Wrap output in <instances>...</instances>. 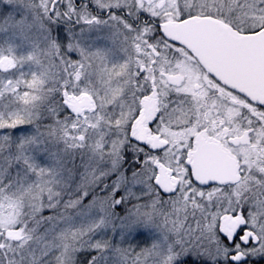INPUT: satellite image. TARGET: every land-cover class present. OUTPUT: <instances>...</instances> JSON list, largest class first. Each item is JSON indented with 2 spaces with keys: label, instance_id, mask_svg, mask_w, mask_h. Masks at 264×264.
I'll return each instance as SVG.
<instances>
[{
  "label": "snow or ice",
  "instance_id": "obj_1",
  "mask_svg": "<svg viewBox=\"0 0 264 264\" xmlns=\"http://www.w3.org/2000/svg\"><path fill=\"white\" fill-rule=\"evenodd\" d=\"M0 264H264V0H0Z\"/></svg>",
  "mask_w": 264,
  "mask_h": 264
}]
</instances>
